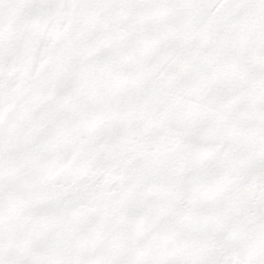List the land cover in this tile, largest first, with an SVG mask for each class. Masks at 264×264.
<instances>
[{
	"label": "snow or ice",
	"instance_id": "1",
	"mask_svg": "<svg viewBox=\"0 0 264 264\" xmlns=\"http://www.w3.org/2000/svg\"><path fill=\"white\" fill-rule=\"evenodd\" d=\"M0 264H264V0H0Z\"/></svg>",
	"mask_w": 264,
	"mask_h": 264
}]
</instances>
